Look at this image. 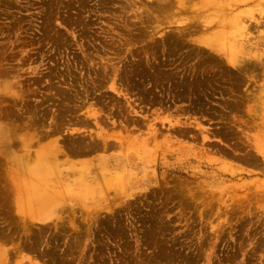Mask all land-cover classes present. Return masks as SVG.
Returning <instances> with one entry per match:
<instances>
[{
	"label": "rangeland",
	"instance_id": "374dc122",
	"mask_svg": "<svg viewBox=\"0 0 264 264\" xmlns=\"http://www.w3.org/2000/svg\"><path fill=\"white\" fill-rule=\"evenodd\" d=\"M0 264H264V0H0Z\"/></svg>",
	"mask_w": 264,
	"mask_h": 264
},
{
	"label": "bare ground",
	"instance_id": "6f19581e",
	"mask_svg": "<svg viewBox=\"0 0 264 264\" xmlns=\"http://www.w3.org/2000/svg\"><path fill=\"white\" fill-rule=\"evenodd\" d=\"M220 30V29H219ZM52 191V190H51Z\"/></svg>",
	"mask_w": 264,
	"mask_h": 264
}]
</instances>
